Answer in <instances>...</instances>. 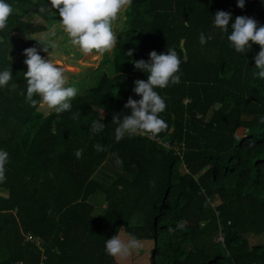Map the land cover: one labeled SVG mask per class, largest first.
<instances>
[{
  "label": "trees",
  "instance_id": "trees-1",
  "mask_svg": "<svg viewBox=\"0 0 264 264\" xmlns=\"http://www.w3.org/2000/svg\"><path fill=\"white\" fill-rule=\"evenodd\" d=\"M6 2L14 14L0 31V71L9 69L13 78L0 88V150L9 153L0 183V264H116L104 244L119 231L151 243L146 264H264V244L249 246L242 236L264 233V79L254 61L260 49L236 53L227 40L230 25L222 32L213 24L223 10L232 14L230 24L248 16L264 25V0H245L243 8L237 0H133L106 61L111 75L97 67L73 82L80 94L59 116L31 106L27 67L10 59L25 60L29 47L39 51L41 40L30 37L54 17L49 0ZM32 16L45 24L26 21ZM201 32L211 36L204 45ZM169 48L181 58V82L156 89L168 127L155 137L177 146L180 157L147 135L116 142L112 123L114 114L130 113L129 97L140 99L134 82L147 80L134 62ZM93 120L105 127L90 136ZM97 143L107 150L95 151ZM104 164L116 176L108 186L93 179ZM96 192L105 206L93 216L88 198ZM219 226L222 244L215 241Z\"/></svg>",
  "mask_w": 264,
  "mask_h": 264
},
{
  "label": "clouds",
  "instance_id": "clouds-1",
  "mask_svg": "<svg viewBox=\"0 0 264 264\" xmlns=\"http://www.w3.org/2000/svg\"><path fill=\"white\" fill-rule=\"evenodd\" d=\"M132 3L133 0H49L51 9L58 11L59 24L71 45L84 55L93 53L103 55L116 47L118 39L117 33L113 31V24L123 12L132 7ZM244 5L245 0H237V7L243 8ZM13 14L12 5L6 0H0V31L7 30L9 18ZM231 20V13L218 10L214 15L213 24L222 32H228L230 25L231 32L227 40L236 53H246L254 44L259 46L260 50L254 57L255 68L258 70L255 75L264 79V25H259L255 19L248 16H237L230 24ZM209 39L211 36L206 37L203 32L200 33L201 45L206 44ZM37 43L40 45L39 51L37 47H29L23 51L26 57L24 64L27 67V71L24 72L27 84L26 100L33 107L38 103L47 106L59 116L71 110V102L80 94V90L75 86H66L68 78L62 61H54L50 58L49 49L54 48L55 44L47 39ZM40 51L48 53V58L41 56ZM128 53L130 56L133 54L131 50ZM181 62L178 52L173 48L159 54L153 50L149 53L148 61L140 59L134 62L135 69L147 73V80L138 79L134 82L133 92L140 99L128 98L124 107L130 109V113L112 116V123L117 125L114 130L116 142L136 135L155 137L167 129V123L160 117L166 109L165 99L156 89H164L170 84L176 85L181 82ZM12 78L9 69L0 71V88L7 87ZM34 97H39V101ZM259 122L264 124V116L260 117ZM104 127L105 124L101 120H93L89 129L90 136L102 131ZM93 147L97 152L107 150L98 143ZM75 156L81 159L83 149H77ZM8 162L9 153L6 150H0V183H4L7 179ZM116 162L122 163L118 157ZM154 184V181H150V186ZM183 226V222H178L176 225L179 229ZM174 230L169 229L170 232ZM140 248V242L131 233L127 234V239H122L121 235L115 234L104 244L106 254L113 258L126 257L133 250Z\"/></svg>",
  "mask_w": 264,
  "mask_h": 264
},
{
  "label": "rangeland",
  "instance_id": "rangeland-1",
  "mask_svg": "<svg viewBox=\"0 0 264 264\" xmlns=\"http://www.w3.org/2000/svg\"><path fill=\"white\" fill-rule=\"evenodd\" d=\"M52 13L54 14V17L46 24L43 22V25L45 24L46 26V30L42 32L43 36L40 40L47 39L55 44L54 48L49 49L50 58L52 60H60L62 63L69 64V66L76 70L75 72H70L67 70L65 71L66 77L69 78L66 86H73V82L81 80L82 78L86 79L90 72L97 67L102 68L108 75H111V67L108 63H106L107 60H110L111 52L105 53L103 55L99 54L97 60L91 62L89 57L90 55H84L69 42L67 35L63 32V29L59 24L60 17L58 15V11L52 9ZM122 19L123 18L121 14L118 20L113 24V31L117 33V36L119 34ZM44 57L48 58V53L44 52ZM10 59L14 63L24 62V58L17 54L11 55ZM101 60H103V64L99 65ZM72 61H74V63ZM82 63L86 64L82 66ZM49 111L52 110L48 109L47 106H42L41 104L38 105L37 112H39L41 115H45ZM242 133L243 132L238 129L235 135L237 137H241ZM115 178L116 176L114 175V172L112 170H108L107 164L101 166L93 175V179L103 186H108L112 181H114ZM4 194L5 193L3 191H0V195ZM88 202L92 206V215H100L105 206L104 196L102 193H94L88 198ZM215 203H217L216 199L210 202V205L213 206ZM117 234L121 235L122 239H127L122 231H119ZM242 236L246 239L249 246L264 244V233L257 236H252L251 234H243ZM139 242L141 244V248L139 250H133L131 254L127 255L126 257H112L113 261L116 264H146V258L150 250L151 243L149 241L143 240ZM182 248L186 251L188 246L183 245Z\"/></svg>",
  "mask_w": 264,
  "mask_h": 264
},
{
  "label": "built area",
  "instance_id": "built-area-1",
  "mask_svg": "<svg viewBox=\"0 0 264 264\" xmlns=\"http://www.w3.org/2000/svg\"><path fill=\"white\" fill-rule=\"evenodd\" d=\"M147 138L149 140L155 142L156 144H158L165 151L172 150L173 154L175 156H179L180 157L181 151L177 148V146H174V145L171 146L169 143H167L164 140H162L160 138H157V137H150L149 135H147ZM25 240L32 241V238H30V236L26 235L25 236ZM215 241L217 243H220V244H222V242H223V231H222V227H220V226L217 229V235L215 237ZM16 264H18V263H16Z\"/></svg>",
  "mask_w": 264,
  "mask_h": 264
},
{
  "label": "crops",
  "instance_id": "crops-1",
  "mask_svg": "<svg viewBox=\"0 0 264 264\" xmlns=\"http://www.w3.org/2000/svg\"><path fill=\"white\" fill-rule=\"evenodd\" d=\"M26 21H28V22H30V23H34V24H41V25H43V21L39 18V17H37V16H32V17H30V18H26ZM42 36H43V33L41 32V33H36V34H34V35H32L30 38H32V39H38V40H40V39H42ZM70 42V41H69ZM73 46V45H72ZM94 54V53H93ZM92 55V54H91ZM90 55V56H91ZM89 56V57H90ZM73 63H74V61H72ZM69 79V78H68Z\"/></svg>",
  "mask_w": 264,
  "mask_h": 264
},
{
  "label": "water",
  "instance_id": "water-1",
  "mask_svg": "<svg viewBox=\"0 0 264 264\" xmlns=\"http://www.w3.org/2000/svg\"><path fill=\"white\" fill-rule=\"evenodd\" d=\"M180 47L182 46V41H180ZM183 59H185V55L183 54Z\"/></svg>",
  "mask_w": 264,
  "mask_h": 264
}]
</instances>
